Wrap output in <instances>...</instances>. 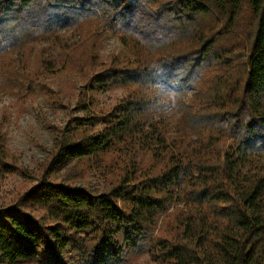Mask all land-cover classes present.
Masks as SVG:
<instances>
[{"label": "trees", "instance_id": "trees-1", "mask_svg": "<svg viewBox=\"0 0 264 264\" xmlns=\"http://www.w3.org/2000/svg\"><path fill=\"white\" fill-rule=\"evenodd\" d=\"M69 73L127 93L56 129L0 206V264H264V0H0V94Z\"/></svg>", "mask_w": 264, "mask_h": 264}, {"label": "rangeland", "instance_id": "rangeland-1", "mask_svg": "<svg viewBox=\"0 0 264 264\" xmlns=\"http://www.w3.org/2000/svg\"><path fill=\"white\" fill-rule=\"evenodd\" d=\"M250 17L244 3L238 35L244 44L243 33L249 29ZM239 42V40H238ZM99 55L106 61L110 54L117 53L122 46L115 36L107 32L100 42ZM244 45L240 47L242 49ZM189 89L188 96L192 93ZM156 96L163 92L160 86L152 88ZM127 89L114 87L107 91L91 90L79 74H51L30 94L14 91L0 94V143L8 153L7 161L17 167L15 172L0 171V206L14 199L24 188L36 181L39 164L47 157L56 129L63 127L76 116L100 115L113 106ZM187 96V97H188ZM100 128L101 124L98 123ZM79 166V165H78ZM78 166L67 168L66 175L77 174ZM94 175L91 170L88 175ZM96 177L81 182L91 181L93 188H102V176L96 171ZM110 177V176H109ZM158 221V226H160ZM124 264H155L149 256L129 259Z\"/></svg>", "mask_w": 264, "mask_h": 264}]
</instances>
